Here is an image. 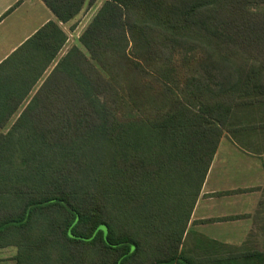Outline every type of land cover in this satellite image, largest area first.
<instances>
[{
    "label": "trees",
    "instance_id": "1",
    "mask_svg": "<svg viewBox=\"0 0 264 264\" xmlns=\"http://www.w3.org/2000/svg\"><path fill=\"white\" fill-rule=\"evenodd\" d=\"M97 1L43 0L56 21L0 65V248L16 264H264L250 239L195 229L245 215L191 222L225 135L264 165V0H104L61 56L62 24Z\"/></svg>",
    "mask_w": 264,
    "mask_h": 264
},
{
    "label": "crops",
    "instance_id": "2",
    "mask_svg": "<svg viewBox=\"0 0 264 264\" xmlns=\"http://www.w3.org/2000/svg\"><path fill=\"white\" fill-rule=\"evenodd\" d=\"M51 21H56V18L43 0H0V65ZM71 22L62 24L68 36L67 28ZM69 42L68 37L61 56L69 49ZM226 136L221 140L193 215L196 216L197 212L201 211L205 216L199 217V220L245 215V218L235 221L202 225L208 229V233L213 232V235L219 225L227 226L225 228H230L231 224L237 226L238 230L228 229L226 232L225 229L224 233H221L224 240L230 239L229 237L242 240L248 237L256 238V235L251 233L255 229L257 233H264L263 158L241 150L228 135ZM225 138L229 145L222 151V142ZM239 189L250 190L216 195V193ZM220 205L233 211L220 215L211 214V210ZM255 223L258 228H255ZM225 241L229 243L228 240ZM16 254L17 249L13 246L0 248V264H16L14 259Z\"/></svg>",
    "mask_w": 264,
    "mask_h": 264
},
{
    "label": "rangeland",
    "instance_id": "3",
    "mask_svg": "<svg viewBox=\"0 0 264 264\" xmlns=\"http://www.w3.org/2000/svg\"><path fill=\"white\" fill-rule=\"evenodd\" d=\"M103 2L104 0H98L97 3L90 7V6H87L83 12L73 20V22H71L69 28L68 29V33H69V48L73 45H76L78 44V38L80 37V35L84 32V30L86 29V27L88 26V24L91 22L92 18L94 17V15L97 13V11L100 9V7L103 5ZM217 75V77L219 76L220 78V81L219 82H222L224 81V76L225 75H221L219 73L215 74ZM219 80V79H217ZM225 137H227L225 135ZM228 144L227 142V138H225L222 142V148L221 150L223 151V148L226 147ZM233 210L232 209H226L224 208L223 206L220 205L217 206V207H214L212 210H211V214H225V213H229V212H232ZM194 214V213H193ZM202 216H205V215H202V212L201 211H198L196 216L193 215L192 216V219H191V222L193 221H198L199 217H202ZM210 226V225H209ZM227 226H217L215 228V235H213L210 231L208 233V229L205 227V226H201V225H197L195 226V229H197L198 232L202 233L203 235H205V237L207 239H212V240H216V241H220V242H225L227 243L225 240H228L230 244H234V245H239V246H242L244 245L250 238L248 237L246 240H242V239H238V238H231L229 237L230 239H223V235H221V233H224L225 229L227 230L226 232H228V229H230V231H233V230H238L237 229V226H233L231 224V226H229L230 228H225ZM255 228H258L257 227V224L255 223ZM236 233V232H235ZM251 233H254L256 235V238H251L250 241H252V248H255L257 250H261V251H264V233H260L258 232L257 233V230L255 229V231L251 232ZM250 236V235H249ZM254 243V244H253Z\"/></svg>",
    "mask_w": 264,
    "mask_h": 264
}]
</instances>
